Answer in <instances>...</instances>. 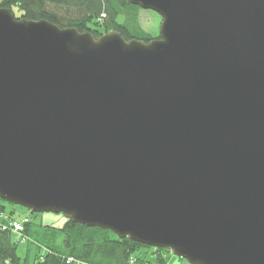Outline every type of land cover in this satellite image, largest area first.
Returning a JSON list of instances; mask_svg holds the SVG:
<instances>
[{
	"label": "water",
	"instance_id": "1",
	"mask_svg": "<svg viewBox=\"0 0 264 264\" xmlns=\"http://www.w3.org/2000/svg\"><path fill=\"white\" fill-rule=\"evenodd\" d=\"M159 38L0 8V199L188 264H264V0H129Z\"/></svg>",
	"mask_w": 264,
	"mask_h": 264
},
{
	"label": "trees",
	"instance_id": "2",
	"mask_svg": "<svg viewBox=\"0 0 264 264\" xmlns=\"http://www.w3.org/2000/svg\"><path fill=\"white\" fill-rule=\"evenodd\" d=\"M0 8L9 9L16 19L46 20L59 28L88 31L95 38L110 31L119 32L125 40L148 42L159 38L143 30L139 21L141 9L129 0H0ZM1 202L0 199V214L3 213ZM22 224V234L29 236L30 223L25 220ZM46 229L50 231L45 240L37 242L46 252L37 256L33 264H73L68 262L69 258L83 264H130L131 259H134L131 264H153L149 255L155 256V264H166L163 254L169 253L127 237L118 238L109 230L66 219L61 228L46 226ZM16 243L9 229H0V264H27L17 256ZM141 252L145 255L141 256Z\"/></svg>",
	"mask_w": 264,
	"mask_h": 264
},
{
	"label": "rangeland",
	"instance_id": "3",
	"mask_svg": "<svg viewBox=\"0 0 264 264\" xmlns=\"http://www.w3.org/2000/svg\"><path fill=\"white\" fill-rule=\"evenodd\" d=\"M139 17L143 30L150 33L153 37L158 36L161 23L160 16L153 11L141 9ZM1 204L3 206V216L7 218L9 216L15 222L23 223L26 220L30 223L29 236L23 235L24 238L22 240L20 234H12V240L14 242L18 241L15 249L17 256L27 264H33L37 256H42L46 252L45 248L38 244L45 240V235L49 234L50 230L46 229V226L57 229L61 228L65 223L64 216L53 213H32L23 207L11 205L3 201ZM141 254V256L145 255L143 252ZM163 258L166 264H188L185 260L174 256L171 252L164 253ZM148 259L155 264V256L149 255Z\"/></svg>",
	"mask_w": 264,
	"mask_h": 264
},
{
	"label": "built area",
	"instance_id": "4",
	"mask_svg": "<svg viewBox=\"0 0 264 264\" xmlns=\"http://www.w3.org/2000/svg\"><path fill=\"white\" fill-rule=\"evenodd\" d=\"M0 229L2 230L10 229L12 232L20 234L23 231V225L17 222H9L7 221L6 216H3V214H0ZM68 262L73 263V264H83L82 262L74 260L72 258H69ZM132 262H134V259L130 260V264Z\"/></svg>",
	"mask_w": 264,
	"mask_h": 264
}]
</instances>
